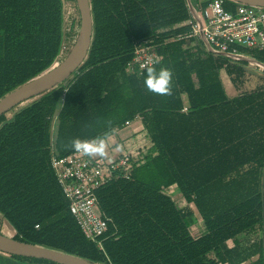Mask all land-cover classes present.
I'll use <instances>...</instances> for the list:
<instances>
[{"label":"trees","instance_id":"1","mask_svg":"<svg viewBox=\"0 0 264 264\" xmlns=\"http://www.w3.org/2000/svg\"><path fill=\"white\" fill-rule=\"evenodd\" d=\"M88 1L92 37L81 67L0 117V221L11 238L91 264H264V51L240 50L253 65L200 39L177 40L188 32L187 0ZM66 2L0 0V99L67 55L79 15ZM234 6L226 0L224 9ZM145 41L157 71L173 72L171 96L147 90L146 70L126 69ZM252 65L261 85L229 97L222 77L242 85ZM106 133L112 146L128 147L130 178L96 192L110 220L99 250L70 214L50 153L67 156L73 138Z\"/></svg>","mask_w":264,"mask_h":264},{"label":"built area","instance_id":"2","mask_svg":"<svg viewBox=\"0 0 264 264\" xmlns=\"http://www.w3.org/2000/svg\"><path fill=\"white\" fill-rule=\"evenodd\" d=\"M225 3L226 0H198L193 4L187 0L188 19L184 26L188 32L178 36L177 40L200 39L208 50L218 55L239 57L253 64L240 50L264 51V8L232 2L234 9L227 11ZM154 49L151 41L136 44L127 63V71L141 73L147 67L155 66L159 57ZM62 50L65 52L66 47ZM139 120V117L135 118L136 123ZM130 124L125 122V126ZM128 160L129 153L109 152L105 158H89L74 150L64 157H58L53 150L50 153V167L68 201L70 214L85 239L99 250H102V238L107 233L110 220L98 212L96 192L120 177L129 179Z\"/></svg>","mask_w":264,"mask_h":264},{"label":"water","instance_id":"3","mask_svg":"<svg viewBox=\"0 0 264 264\" xmlns=\"http://www.w3.org/2000/svg\"><path fill=\"white\" fill-rule=\"evenodd\" d=\"M79 15V29L66 57L41 76L29 81L0 99V117L17 106L47 93L67 81L84 63L91 46L92 17L88 0H74ZM254 8H264V0H228ZM0 254L44 260L54 264H91L56 250L25 244L0 233Z\"/></svg>","mask_w":264,"mask_h":264},{"label":"clouds","instance_id":"4","mask_svg":"<svg viewBox=\"0 0 264 264\" xmlns=\"http://www.w3.org/2000/svg\"><path fill=\"white\" fill-rule=\"evenodd\" d=\"M144 84L151 93L161 96H171L173 94V72L169 68H161L159 71L153 67H147ZM110 134L99 136L93 139L81 140L73 138L70 141V147L75 152L89 158L101 157L108 155ZM123 146L117 145L115 150L121 151Z\"/></svg>","mask_w":264,"mask_h":264},{"label":"rangeland","instance_id":"5","mask_svg":"<svg viewBox=\"0 0 264 264\" xmlns=\"http://www.w3.org/2000/svg\"><path fill=\"white\" fill-rule=\"evenodd\" d=\"M66 1V0H65ZM69 2H66V6H67V9H68V14L71 16H74V15H77V11H76V6L73 2H71V0H68ZM193 4H196L198 2V0H190ZM77 36V35H76ZM76 36L73 38L72 40V44L74 43L75 39H76ZM66 57V56H65ZM64 57V58H65ZM63 58V59H64ZM252 61V60H250ZM61 61H56L55 62V65L59 64ZM251 69H255L254 67H251ZM252 72L248 73V71L246 72L245 74V77H244V82L239 85H233L229 78L228 77H225L223 76L222 77V80H223V84H224V87H225V91L227 93V95L229 97H232V96H235L237 94H240V93H243V92H248V91H251V90H254L257 86L261 85V80L256 78L257 76L255 74H251ZM256 76V77H255ZM137 125V124H135ZM115 137L114 136H111V139L109 140V148H108V153L112 150L114 154H126L128 153L129 149L128 147H124L122 148L121 151H116L115 148L116 146L118 145H114L112 146L114 143H115ZM122 146V145H121ZM111 147V149H110ZM133 148V147H131ZM170 191H173L174 193L177 192V190L175 188H172ZM176 201V200H175ZM177 206L179 207H182L184 205V201L180 198V200H178L176 202ZM192 208V211L195 212L193 206H190ZM0 233L3 235V236H7V237H11L14 235V231L12 230V228L7 225L5 222H1L0 221Z\"/></svg>","mask_w":264,"mask_h":264},{"label":"crops","instance_id":"6","mask_svg":"<svg viewBox=\"0 0 264 264\" xmlns=\"http://www.w3.org/2000/svg\"><path fill=\"white\" fill-rule=\"evenodd\" d=\"M252 67H255V66H253L252 65ZM261 71H262V69H260ZM252 73L251 74H255V69H252V71H251ZM248 73H250V72H248ZM261 73V72H260ZM256 75V74H255ZM257 76V77H256ZM255 77L256 78H258L259 79V75H256ZM172 188H170V190H171ZM169 190V193L173 196V200L175 201V202H177L178 200H180V198L182 199V197H181V195L178 193V191L176 192V193H174L173 191H170ZM183 200V199H182ZM184 201V200H183ZM185 206V202H184V205L182 206V207H180V208H183ZM190 206H192L191 204L188 206L189 207V209L190 210H192V208L190 207ZM194 208V207H193ZM195 210V209H194ZM193 213H195L194 211H192ZM0 264H26V263H23V262H19V261H15V260H11V259H9V258H7V257H5V256H3V255H0Z\"/></svg>","mask_w":264,"mask_h":264}]
</instances>
